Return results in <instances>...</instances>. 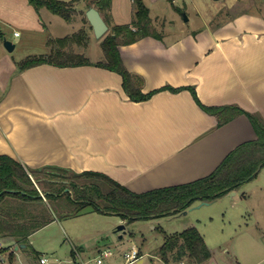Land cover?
I'll return each mask as SVG.
<instances>
[{
    "label": "crops",
    "instance_id": "0c3cea01",
    "mask_svg": "<svg viewBox=\"0 0 264 264\" xmlns=\"http://www.w3.org/2000/svg\"><path fill=\"white\" fill-rule=\"evenodd\" d=\"M143 1L150 15L161 19L160 11L172 9L168 21L173 23L166 26L164 18L159 26L152 16L161 37L149 34L119 46L127 68L144 77L143 89L192 85L204 104L226 107L217 113L204 109L189 88L160 89L147 99L133 100L119 72L94 63L44 62L20 68L26 56L14 55L4 44L10 20L29 23L41 33L40 44L47 50L27 56L50 52L47 40L63 35L53 34L48 23L54 17L47 7L36 9L29 0H0V154L28 168L102 171L144 191L206 176L237 145L257 138L247 111L264 119V0ZM88 7L86 1L85 7L77 5L74 15L79 29L87 27L91 36L93 27L82 16ZM134 15V0L112 1V23L130 22ZM18 35L15 30L13 36ZM89 46L75 48L94 61L104 57L101 51L91 56ZM202 201L191 206L210 207L183 222L184 228L196 225L212 251L201 264H264V165L236 188ZM189 211L146 220L156 227L164 217L187 216ZM59 219L55 215L32 232L28 242L0 235L11 264H36L41 255L53 258L32 238ZM139 249L136 264H145L148 251ZM84 251L73 243L70 254L84 257ZM160 262L153 264H173L162 257Z\"/></svg>",
    "mask_w": 264,
    "mask_h": 264
},
{
    "label": "trees",
    "instance_id": "16d2710c",
    "mask_svg": "<svg viewBox=\"0 0 264 264\" xmlns=\"http://www.w3.org/2000/svg\"><path fill=\"white\" fill-rule=\"evenodd\" d=\"M29 1L36 9L45 6L70 20L80 0ZM85 1L88 6H96L109 24V30L101 39L104 57L94 61L85 52L75 48V45L84 47L89 42V30L83 26L73 33L49 38L47 44L50 52L26 56L20 61V68L44 62L58 65L94 63L119 72L123 87L133 100L147 99L160 89L176 91L189 88L204 109L217 113L226 107L204 104L192 85L166 84L145 91L144 77L127 68L119 46L149 34L162 36L153 22L149 6L143 0H134V18L130 22L112 23L110 8L113 0ZM247 114L257 131V138L237 145L210 174L144 191H135L102 171L78 172L57 165L28 168L9 154H0V235L15 236L20 241L28 242L29 235L55 215L78 214L88 206L99 212H116L134 220L178 213L198 200L219 197L254 177L259 167L264 165V119L258 113L247 111ZM35 181L45 190V196L55 199L64 196L70 207L66 210L50 208ZM42 204L46 206L42 208ZM34 252L37 254L36 250ZM159 253L164 260H169L170 254H173L175 260L186 256L188 264H201L211 256L212 251L199 228L190 225L181 231L165 232ZM36 264L42 263L38 260Z\"/></svg>",
    "mask_w": 264,
    "mask_h": 264
},
{
    "label": "rangeland",
    "instance_id": "374dc122",
    "mask_svg": "<svg viewBox=\"0 0 264 264\" xmlns=\"http://www.w3.org/2000/svg\"><path fill=\"white\" fill-rule=\"evenodd\" d=\"M85 7V1L76 3ZM262 8V7H261ZM192 14H194L193 8L189 9ZM264 10V9H263ZM49 11V10H47ZM160 10H156L159 13ZM167 11V12H166ZM160 11L159 14H164L163 18H158L153 12L151 17L156 20V24L161 25L164 18L166 19V26L171 27L173 23L169 22V12L172 9ZM54 18L49 22V26L53 34L65 35L73 33L79 30L77 18L73 15L72 19L67 20L63 16L49 12ZM188 16L185 11L183 19ZM77 16H80L77 14ZM82 16L87 19L85 8L82 9ZM1 24V23H0ZM19 30L18 36L14 37V31ZM5 31L8 39L13 42H17L18 47L13 49V54L16 56H27V54L35 52H45L47 48L41 46L40 39L41 33L37 29L30 25L29 23H24L21 20H10L9 23L5 24ZM14 38V39H11ZM101 37L94 35L90 36L89 39V54L95 57L98 51L103 53L101 46ZM40 193L42 194L46 204L54 208L55 210H66L70 207V203L66 197L62 196L59 199L53 197L45 196V190L36 182ZM51 204V205H49ZM215 206V204H211ZM43 207V206H42ZM190 206V211L187 216H167L161 220V225L157 224L156 227H152L149 222L144 218H138L134 220H129L124 218L121 214L116 212H98L90 210L91 207H86V211L80 214H72L69 216L58 215L59 220L53 222L43 230L37 232L33 236V244L41 250H44L52 254L56 258L65 259L69 264V259L72 257L70 252L72 244L76 243L85 248L83 253L84 257H92L97 254L98 249L93 247L95 243H101V245L111 246L115 253L108 257L104 264L111 262V264H122L125 262V257L123 252L130 249L133 245L137 247H142L143 250H147L148 253L144 255L145 264L154 263L157 260L159 263L161 259V254L159 253L160 242L164 241L165 231L173 232L175 230H180L184 228L183 222L188 218L194 217L196 214H201L206 211L210 206H202L201 208H193ZM219 209V206H218ZM53 212V211H52ZM216 221H219L218 216L215 217ZM120 224H125V227L119 229ZM123 234V237L119 235ZM66 237V239H65ZM5 247V243H3ZM8 248V247H7ZM170 261L173 264H178L179 260L185 261L188 264V258L183 256L179 260H175L173 254H170ZM162 261V260H161ZM137 260L127 263L136 264ZM163 263V262H162Z\"/></svg>",
    "mask_w": 264,
    "mask_h": 264
},
{
    "label": "built area",
    "instance_id": "2783aa9c",
    "mask_svg": "<svg viewBox=\"0 0 264 264\" xmlns=\"http://www.w3.org/2000/svg\"><path fill=\"white\" fill-rule=\"evenodd\" d=\"M115 253L114 249L109 245H104L98 248L96 255L92 257H82L79 252L69 260V264H104L106 259ZM126 262H133L141 257L140 249L133 245L130 249L123 252ZM39 261L42 264H68L59 258H50L47 255L39 256ZM11 257L9 251L0 243V264H11ZM178 264H186L185 261H179Z\"/></svg>",
    "mask_w": 264,
    "mask_h": 264
},
{
    "label": "water",
    "instance_id": "95a60500",
    "mask_svg": "<svg viewBox=\"0 0 264 264\" xmlns=\"http://www.w3.org/2000/svg\"><path fill=\"white\" fill-rule=\"evenodd\" d=\"M86 15H87L88 20L90 21V24L93 27V30L96 36L102 37L109 30V24L104 19L101 11L96 6L94 5L89 6L86 10ZM185 17L187 18L186 15ZM4 44L9 50L14 49L15 43L8 38H4ZM202 202H207V201L203 200ZM183 212H186V209L183 210ZM124 227H125V224L119 225V229H122ZM18 246L19 244L16 245V247Z\"/></svg>",
    "mask_w": 264,
    "mask_h": 264
}]
</instances>
